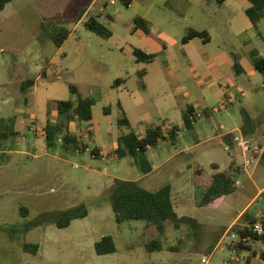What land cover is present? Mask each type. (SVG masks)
<instances>
[{"label": "rangeland", "instance_id": "1", "mask_svg": "<svg viewBox=\"0 0 264 264\" xmlns=\"http://www.w3.org/2000/svg\"><path fill=\"white\" fill-rule=\"evenodd\" d=\"M111 1L11 0L0 11V116L16 118L17 131L0 148V264H226L233 255L229 245L238 240L235 228L247 220L242 214H264V189L258 194L264 187L262 154L251 167L240 169V150H225L218 136L227 130L238 132L244 110L253 121L246 136L264 149V79L249 56L252 49L264 54V18L252 26L243 11L249 0L222 5L216 0H170L167 5L165 0ZM149 8L158 27H165V17L178 25L207 29L210 41L195 38L183 48L180 41L133 33L134 18ZM82 9L85 12L75 22ZM91 17L112 35L103 38L85 28ZM222 17L230 19L231 34L216 32ZM42 20L66 28L69 34L62 45L43 34ZM161 42L164 51H152V44ZM135 47L157 56L147 65L146 89L139 86L137 73L143 65L135 61ZM185 49L199 54L192 59L193 67L181 57ZM220 50L226 51L225 59L218 57ZM231 52L240 54L245 73L232 71ZM28 78L34 85L23 93L21 85ZM119 78L125 82L114 86ZM79 97L94 99L92 121L76 119L69 130L78 137V148H98L99 157L78 152L75 145L64 146L61 136L47 147L40 134L46 121L57 117L56 111H48L49 104L76 102ZM222 103L229 104L211 113ZM188 105L203 114L191 127L183 121ZM123 112L130 127L118 124ZM156 125L176 126L179 132L174 140L165 133L147 149L148 173L133 156H117L120 135L133 129L142 137L147 127ZM233 160L239 171L236 190L199 206L215 164L225 169ZM115 179L134 180L151 191L171 184L177 213L202 223L198 237L187 225L176 229L168 223L160 235L154 225L140 220L117 223L111 208ZM81 203L88 215L66 227L45 222L42 215L51 217ZM22 207L28 210L26 216ZM104 235L113 237L114 252H96L95 243ZM152 239H158L162 249L149 251L146 243ZM26 243L38 247L27 250ZM247 253H234L238 264H245Z\"/></svg>", "mask_w": 264, "mask_h": 264}, {"label": "trees", "instance_id": "2", "mask_svg": "<svg viewBox=\"0 0 264 264\" xmlns=\"http://www.w3.org/2000/svg\"><path fill=\"white\" fill-rule=\"evenodd\" d=\"M11 0H0V11H2L6 4ZM217 2H223L224 0H216ZM250 6L245 9V14L249 18L252 26L257 27L258 23L264 18V0H249ZM126 4L129 0H124ZM85 9H82L77 17L74 18L75 22L81 19ZM134 29H141L144 33L150 32L149 22L137 16L134 18ZM85 28L98 34L103 38H109L112 35V31L101 21L95 17L89 18L85 24ZM41 29L46 37L53 40L56 45L63 44L68 36V31L65 27H62L54 22L42 20ZM200 38L203 42L210 41V35L207 30H197L189 28L182 42L186 43L191 39ZM135 61L137 63L148 64L154 61L156 54L153 52H147L142 48L135 47L132 51ZM253 62V66L257 72L264 79V54H261L258 50L252 49L249 53ZM230 66L232 71L236 75H241L246 72L241 63V56L239 53L231 52L230 54ZM139 86L144 88V76L146 74V68L142 67L138 70ZM125 82L124 79H117L114 86L121 85ZM34 85V79L28 78L21 85V91L26 93L30 87ZM70 89L75 93L77 89L74 85H69ZM95 101L91 97H79L77 101L73 100H56L48 105V111H56L57 117L55 119H48L44 125L45 129V143L47 147L52 146L55 141L61 136V140L64 146L75 145L78 146V137L71 133L69 130V124L71 121L79 120L82 122H89L92 120V108ZM120 105V102H119ZM107 110V109H106ZM244 117V124L241 127V131L246 135L249 128L253 126V121L249 114L242 110ZM194 113V108L188 105L186 112L183 115L184 124L187 127H191L190 116ZM118 124L126 125L130 127L128 118L124 115L120 118ZM15 120L13 117L0 116V148L5 142L14 138L17 134L15 130ZM179 132V128L176 126L164 129L160 125L149 126L146 129V133L143 137H139L133 129L129 132L122 134L118 138V146L116 149L117 156L123 157L126 155L133 156L136 164L140 165L145 173L151 170V164L146 157V151L149 147L155 146L159 140L167 136L174 140ZM233 132L224 134L222 139L225 144L233 147ZM87 145H82V151ZM92 153L95 157L100 156L98 148H93ZM262 160L264 162V151L262 152ZM216 171L213 172L210 178L204 184V190L202 191L198 200L199 206L207 205L215 199L222 196L233 193L237 188V176L238 169L235 167V161H231L227 168L219 169L215 164ZM197 173L198 170H196ZM264 199V190L260 193ZM111 208L114 213V217L117 223H123L129 220H140L147 224H152L156 227L158 233L162 235L166 231V225L171 223L174 228L179 229L182 225H187L192 231L195 238L198 237V233L202 227V223L194 216L191 215H179L175 209L172 185L165 184L155 191L148 190L139 186L134 180H114V190L111 196ZM22 215L26 216L28 210L25 207L21 208ZM44 215L45 222H54L58 227L68 226L72 220L77 218H83L88 215V210L85 204L81 203L73 207H69L65 210L56 212V215L51 217ZM242 216H246V223L241 227L235 228V234L239 237L237 241L232 242L229 246L231 249H235L240 252L241 250L248 251V255L245 258V264H256L254 258L257 256L260 261L264 262V214L247 216V213H243ZM259 224L261 231L255 230V226ZM245 237L246 241H242L241 238ZM261 244V248L257 249L253 247V244ZM38 247L29 243L24 244L25 249L30 247ZM146 248L149 251L162 249L161 242L158 239H152L146 243ZM175 247H171V250H175ZM95 250L99 254L112 253L116 250L114 239L111 235H104L99 241L95 243ZM238 261H233L230 264H238Z\"/></svg>", "mask_w": 264, "mask_h": 264}, {"label": "crops", "instance_id": "3", "mask_svg": "<svg viewBox=\"0 0 264 264\" xmlns=\"http://www.w3.org/2000/svg\"><path fill=\"white\" fill-rule=\"evenodd\" d=\"M225 1H227V0H224L223 2H217V3H219V5L221 4H223ZM169 2H170V0H165L164 1V4H169ZM111 3V2H110ZM234 5H235V3H234ZM250 5V4H249ZM249 6H245L244 8H243V11L245 12V9L246 8H248ZM236 9V8H235ZM103 10V9H102ZM180 14H182V13H180ZM140 17H142V18H144V19H146L148 22H149V25H150V32L148 33V34H150V33H152V34H154L155 36H156V39H161L162 41H166V40H169L170 42L169 43H176V42H178V41H180L181 43H182V46H183V48H186L187 47V45H189L190 43H191V41L192 40H194V39H191V40H189L188 42H186V43H183L182 42V38L184 37V35L186 34V32L188 31V29L189 28H194V27H191V26H189V25H186V24H184V23H182V24H177L174 20L172 21V20H169L168 18H165L164 17V21H165V23H164V26L165 27H163V28H160V27H158V25H157V20L154 18V16H153V11H152V9H146V10H144V13L143 14H141V16ZM160 18H162V16H160ZM169 21L171 22V24L169 23ZM194 29H197V30H207V29H205V28H194ZM215 30H216V32L220 35H222V34H224V35H227V33L228 34H231L232 33V28H231V21H230V19L229 18H225V17H222L221 19H220V21H219V23H218V25H216L215 26ZM138 31H141V32H143L141 29H134V26H133V33H136V32H138ZM208 31V30H207ZM144 33V32H143ZM144 34H146V33H144ZM151 40V39H150ZM153 40V39H152ZM154 40H155V38H154ZM161 47H163L162 49H161ZM139 48H141V47H139ZM166 48V46L163 44V42H161V46L160 45H158L157 43L156 44H152V51H157V52H162V51H164V49ZM142 49H144V48H142ZM145 51H147L146 49H144ZM251 51V50H250ZM250 51H249V53H250ZM147 52H149V51H147ZM151 52V51H150ZM155 53V52H154ZM156 54V53H155ZM217 54H218V57L220 58V59H225L226 58V56H227V54H226V51L225 50H220L219 52H217ZM195 55H196V58H198V53H196V54H194V55H192V54H190L188 51H186V49L183 51V53H182V55H181V57L182 58H184L187 62H191V67H193V63H192V59H194L195 58ZM250 56V55H249ZM156 58H157V56L155 57V59H154V61L156 60ZM153 61V62H154ZM153 62H151V63H153ZM151 63H148V64H144V63H141L143 66L142 67H145L146 68V74H145V76H144V78H143V80H144V83H145V87H144V89H146L147 88V86H148V82H147V77L149 76V69L147 70V65L149 66V64H151ZM189 66V67H190ZM231 67V66H230ZM163 71H164V69H163ZM146 79V80H145ZM142 88V87H141ZM194 108V107H193ZM194 111H195V109H194ZM92 120H90L89 122H91ZM15 124H16V118H15ZM15 127V126H14ZM30 128H32V127H30ZM167 129V128H166ZM16 130V129H15ZM228 131H232V130H227V131H225V132H221L220 134H218V136H220V137H222L223 136V134L224 133H226V132H228ZM143 137V136H142ZM218 167H219V165L218 164H216ZM219 169H220V167H219ZM221 170V169H220ZM264 189V187L263 188H261L260 190H259V192H258V194L262 191ZM239 217V216H238ZM238 217L236 218V219H238ZM235 219V220H236ZM234 220V221H235ZM233 221V222H234ZM232 222V223H233ZM231 223V224H232ZM230 224V225H231ZM248 252V251H247ZM248 254V253H247ZM254 261H255V263L256 264H264V262L263 261H260V260H258V258H257V256L254 258Z\"/></svg>", "mask_w": 264, "mask_h": 264}, {"label": "built area", "instance_id": "4", "mask_svg": "<svg viewBox=\"0 0 264 264\" xmlns=\"http://www.w3.org/2000/svg\"><path fill=\"white\" fill-rule=\"evenodd\" d=\"M114 1L112 0L111 3H113ZM229 102H232V99L229 98ZM229 103H222L220 104L217 108L214 107L211 109V113H215L223 108H226L227 105ZM203 114L201 112H197V113H193L191 116H190V120H191V123L193 124L195 121H196V118L197 117H200L202 116ZM222 128V126H221ZM238 132H234V130L232 131H228L224 134H227V133H230V132H233V138H232V141H233V144L234 146L233 147H230L229 145L225 144V150L227 151H232V149L234 148H237L240 150L241 152V155L243 157V163H242V168L240 167V169H248L249 167H251V165L253 164V161L254 159L258 158L259 155L262 154V152L264 151L263 147L259 144V143H256V142H253L248 136H246L242 131L241 129H236ZM41 135L45 136V129L42 128L41 129V132H40ZM223 134V135H224ZM78 152H81L82 151V148H78L76 149ZM85 151H89L92 153V150L93 148L89 147L88 145L84 148ZM93 156H95V154L92 153ZM233 155V154H231ZM104 158V157H103ZM255 230H258V231H261V227L259 224H257L254 228ZM239 239V237H238ZM242 241H246V238L243 237L241 238ZM233 252V255L229 258V260L226 262V264H230L231 262L233 261H238L239 258L238 257H235L234 253H236V250L233 249L232 250Z\"/></svg>", "mask_w": 264, "mask_h": 264}]
</instances>
